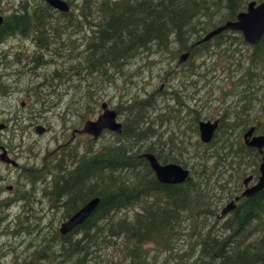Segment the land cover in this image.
Masks as SVG:
<instances>
[{"label":"trees","instance_id":"obj_1","mask_svg":"<svg viewBox=\"0 0 264 264\" xmlns=\"http://www.w3.org/2000/svg\"><path fill=\"white\" fill-rule=\"evenodd\" d=\"M250 1L262 0H81L75 15L53 11L41 2L19 0L16 10L3 15L0 46L14 32L18 39L34 34L37 56L32 60L33 70L47 65L53 68L43 76L42 90L54 92L66 85L69 90L57 101L66 102L67 114L73 111L72 101L79 103L74 111L82 123L97 108L95 92L111 82L109 73L123 75L122 68L138 53L179 55L189 51L186 64L199 58L202 63L190 64L182 78H203L207 70L199 74L197 69L219 57L217 47L242 45L240 34L225 31L189 47L221 23L234 20ZM77 33L85 34L79 52L72 41ZM238 53L237 79L231 83L232 90L224 93L233 98L238 86L237 97L241 95L242 100L230 104V112L224 110L206 146L197 143L194 152L182 155L184 143L177 141V147L170 141L171 133L169 142H161L150 97H132L123 106H115L122 117L120 134L109 133L111 138L97 146L99 138L92 140L81 153L74 145L61 146L45 154L39 166L24 171L30 189L18 184L15 198L26 205L36 193L38 181L42 182L38 190L42 200L54 214L60 210L62 218L92 198L100 201L65 236L47 226L19 253L15 264H264V190L240 198L233 210L220 216L221 207L239 197L242 180L258 176L261 155L244 146L240 136L250 127L264 136V35L256 45L243 52L238 49ZM14 58L20 60L21 56ZM58 58L63 62L59 66L55 65ZM4 59L1 54V65ZM196 118L200 119L197 115L191 119L194 124ZM144 153L153 154L160 164L187 169L188 180L159 183L140 158ZM183 156H191L189 163ZM28 230L19 233L15 229L14 235H28Z\"/></svg>","mask_w":264,"mask_h":264},{"label":"rangeland","instance_id":"obj_2","mask_svg":"<svg viewBox=\"0 0 264 264\" xmlns=\"http://www.w3.org/2000/svg\"><path fill=\"white\" fill-rule=\"evenodd\" d=\"M28 1L37 4L38 2L43 3V0ZM64 1L67 2V0ZM70 1L71 3L67 13L74 12L76 15V6L80 4L81 0ZM18 2L19 0H0V5L7 4L11 9V7L13 5L15 6ZM35 5L36 4H34L33 7ZM10 11L11 10L7 11L8 13L6 15L10 14ZM42 11L43 10H41V13ZM84 29L85 27H82V30ZM82 35L85 34H74L72 37V41H74L73 46L77 47L83 43ZM34 38V34H31L27 39L15 38L8 40L7 38L5 39V43L0 46V54H3L7 60H11L12 58L11 61L13 66L11 69H19L18 74L11 76L3 92H0V112H10V109L16 111L15 117L16 120H18V124L15 125V129H12L11 126L9 127L3 135V140L5 143L8 142L19 145L18 149L13 152V155L17 157L16 161L18 167H2L1 171L3 175L8 178L7 184L12 187H15V182H17L20 177L19 184H24L26 191L30 188L25 180V178L28 177L24 176L23 172L33 170L39 166L40 160L45 154L53 153L50 151L66 143L74 145L78 149V152L81 153L85 150V147L88 146L89 142L92 141L89 136L84 134L75 135L73 140L69 141L72 131L74 129H80L83 122L79 123L78 119L75 117L77 113L74 109L78 108L79 103L76 104L75 100L72 101L74 104H71L73 111L67 114L68 110L66 111L65 107L66 102L64 100L60 103L57 101V97L64 95L67 92L66 90H69L66 85L60 86V89L54 90V92H52L50 88H44L43 95L40 94L38 98L36 97L34 99L35 102L31 101L28 103L26 101V99L30 98L29 95L28 98H26L25 93L30 91L34 85L40 82L43 83V76L51 73L53 69L50 65H47L33 70L32 60L33 57L37 56L36 54L34 55V53H36ZM237 40L239 41V39ZM241 41L243 43L242 45L227 44L215 49L216 57H219L215 60L208 61L205 65H202V68L197 69V73L199 74L207 70L208 73L204 76L205 78L188 76L183 79L181 76V74H183L182 72H184L186 70L185 68L189 67L190 64L195 66L199 65L200 62L202 63V59L200 58V61L193 59L188 64H186L185 61L178 65L177 59L180 54L154 53L150 55L146 52L144 55H141L138 53L135 58L129 62V65L122 68L121 72L123 75L112 72L109 73L111 82L95 92L97 97V108L87 120H94L101 113L99 105L101 103H106L109 109L116 112V120L121 123L122 117L118 115L115 109L117 104L123 106V103L129 101L132 97H134L133 99H147L150 97L152 103L151 107L153 106V111L157 115L155 120L156 124L154 125L156 127L155 131L158 135L162 134V139H160V141L169 142V135L171 133L172 136L170 141L174 143L181 141V144L184 143L186 152H182V155H188V153L194 152L195 148L193 146L196 147L197 143H201L199 140L198 128L196 129V127H198L197 123L199 121L218 120L230 104L233 105L236 99L242 100L239 99L241 95L237 97V93L240 90L238 86H236L234 90L235 93L233 98L225 94L227 91L232 90L231 83H235L237 79L236 76L238 71H235V66H237V54L240 53H238V49L243 52L249 47L243 40ZM80 48L81 46H78L76 51L79 52ZM41 52L42 51L39 53ZM13 53L15 54L11 56ZM15 55H20V60L14 58ZM79 58L80 57L77 59ZM62 63V60L59 59V62H56L55 65L59 66ZM55 65L53 67H55ZM31 70L33 71L31 72ZM3 83H5V81H3ZM8 83L13 85V90L12 86H8ZM82 91H84L83 88ZM20 102L27 103L24 105L23 112H21V107L18 105ZM233 109H237L236 106ZM228 111L230 112V110ZM26 112L32 115L31 118L36 115L40 116L37 120L40 122V125L46 128L41 135H37L34 132V126H32L30 122L31 118L26 115ZM155 114L151 116L155 117ZM196 115L199 116L200 119L196 118V123L194 124V121L191 119ZM242 115L245 116L244 114ZM158 119L159 123L157 122ZM14 124H16V122H14ZM165 127V132H162ZM241 136L240 141L242 142ZM98 138L99 139L96 140V146L98 143L108 141L111 135L109 132L105 131ZM178 144L179 143L176 145L177 147L180 146ZM200 145L203 147L207 144L201 143ZM184 157L185 156H183V159H186L184 161L189 163L188 159H190L191 156L189 158ZM20 166H23L21 168L26 170H20ZM249 171L250 169L247 170V175ZM41 185L42 182L40 184L39 181L35 183V187L37 188L36 193L27 205L22 201H16L15 193L13 195L9 194L10 192H6L4 188H1L0 192L4 194L0 196V199L6 200L9 195H11V197H9L10 202L8 201L0 206V264L17 263L21 257L19 253L27 250L30 240L36 237L38 233L45 230L47 226L52 225L58 229L62 213L59 210V213L54 214L53 210L49 209L48 204L42 200L38 192ZM25 228L29 229L28 235L25 234L19 237L14 235L15 229L20 233V231ZM28 236L32 238H28Z\"/></svg>","mask_w":264,"mask_h":264},{"label":"water","instance_id":"obj_3","mask_svg":"<svg viewBox=\"0 0 264 264\" xmlns=\"http://www.w3.org/2000/svg\"><path fill=\"white\" fill-rule=\"evenodd\" d=\"M44 2L50 8L57 10L60 13H66L69 8L63 0H44ZM225 31L239 33L243 42L248 46L256 45L264 35V0L259 3L254 1L248 2L245 6V9L239 12L234 20L225 21L216 26L212 30L205 33L189 48L205 43ZM188 56L189 51L181 53L177 59V64L179 65L184 63ZM99 109L101 110V113L94 120L84 121L81 128L78 131H74V133L77 132L79 134L88 135L93 140H96L105 131L115 135L120 134L121 123L116 120V112L109 109L106 103H101L99 105ZM197 126L200 142L202 144H207L210 142L215 130L217 129L218 120H214L212 122L200 121L198 122ZM3 128L4 125L0 124V130ZM35 133L41 135L43 133V128L41 126L36 127ZM242 142L244 146L255 149L261 155L257 166L258 176L256 177L255 182L250 186L248 184L253 180L251 175L245 177L242 180L243 190L241 191L239 197L234 198L232 201H229L224 205L220 211L221 217H224L234 209L235 202L239 198L248 199L264 190V136L255 135L254 127H250L243 133ZM140 158L147 162L155 179L159 183L181 184L186 182L189 178L187 170L174 163L160 164L151 153L141 154ZM0 161L2 163L15 165L14 162L7 158L4 152L0 154ZM99 201V198H92L83 204L76 212L70 215L66 221L59 225L57 229L58 233L62 236H65L74 228L81 225L96 209Z\"/></svg>","mask_w":264,"mask_h":264},{"label":"flooded vegetation","instance_id":"obj_4","mask_svg":"<svg viewBox=\"0 0 264 264\" xmlns=\"http://www.w3.org/2000/svg\"><path fill=\"white\" fill-rule=\"evenodd\" d=\"M65 2V1H64ZM38 3H40V2H38ZM42 3V2H41ZM66 4H67V2H65ZM43 4H45V2H44V0H43ZM46 5V4H45ZM48 6V5H47ZM67 6L69 7V5L67 4ZM16 5L14 6H12L11 7V9L9 8V6H7V4H5V5H0V17H1V23H2V20H3V15H4V13L6 12V13H8L7 11H9V10H11L10 12L12 13V10H16ZM49 7V6H48ZM50 8V7H49ZM52 9V8H51ZM53 11H57V10H54V9H52ZM57 12H59V11H57ZM60 13V12H59ZM29 29H25V31H28ZM11 36H12V32H10L9 33ZM15 37H17V34H16V32H14V34H13V36L12 37H8V40H10V39H15ZM7 41V40H6ZM3 43H5V40L1 43V45L3 44ZM35 51H36V46H35ZM17 53V52H16ZM15 53H13V54H11V56H13ZM0 56H1V54H0ZM11 60H12V58H11ZM11 60H7V58H5L4 60H3V65H1L0 64V83H1V85L3 84V85H6L7 84V81H8V79H10V77L11 76H13V75H16V74H18V72H19V69H16V68H14L13 70L11 69L12 68V61ZM37 69H38V67H37ZM21 73V72H20ZM3 81H5V83H3ZM42 82H40V83H38V84H36V85H34L32 88H31V90L30 91H27V93H25L26 94V98H28V95H29V98L30 99H26V101L29 103V102H35L34 101V99L38 96H40V94L41 95H43V90H41V88H43L44 86L41 84ZM8 86H12V90H13V85H10L9 83H8ZM0 92H3V90L5 89V87H2L1 88V86H0ZM35 89V91L36 92H33V90ZM17 91V90H16ZM24 95V94H23ZM37 97V98H38ZM25 101V102H26ZM27 103H23V102H20L18 105L21 107V112H23V108H24V105H26ZM11 108H12V106H11ZM15 112L16 111H12L11 109H10V112L8 111H3V112H0V124H3L4 125V128L2 129V130H0V154L2 153V152H4L5 153V155L7 156V158L9 159V160H11L12 162H14L15 163V165H12V164H9V163H2L1 161H0V190H1V188H4L5 189V191L6 192H10L9 194H14L15 193V195L17 196V193H16V191H17V185L19 184V180H20V177L18 178V180H17V182H15V187H12L11 185H8L7 183H8V178L7 177H5L4 175H3V173H2V167H6V168H17L18 167V163H17V161H16V159H17V157H15V155H13V152L15 151V150H17L18 149V147H19V145H16V144H14V143H5V141L3 140V135L6 133V131L9 129V127L11 126V128L12 129H15V125H17L18 124V120H16V117H15ZM4 115H5V117H4ZM26 115H28V116H30V118H31V114L29 113V112H26ZM37 118H40V116H38V115H36V116H33L30 120V122H31V124H32V126H34V128H33V130H34V132H35V128L36 127H38V126H41L42 128H43V131H45L46 130V128L45 127H43L42 125H40L39 123L40 122H38V120H37ZM213 121V120H212ZM14 122H16V124H14ZM38 123V124H37ZM30 124V125H31ZM29 125V126H30ZM28 126V127H29ZM79 129H74L73 131H72V134H71V136H70V138H69V141H72L73 140V138H74V136L75 135H80L79 133H77V132H75L74 133V131H78ZM74 133V134H73ZM37 134V133H36ZM113 134V133H112ZM38 135V134H37ZM85 135V134H84ZM86 136H88V135H86ZM90 137V136H89ZM90 139L91 140H93L91 137H90ZM68 144H70V143H66V144H62V145H59V146H57V148H59V147H61V146H65V145H68ZM72 145V144H71ZM55 149V150H53V151H57L58 149ZM53 151H50V152H53ZM21 167H23V166H20L19 167V169L21 170ZM20 170H19V174H20ZM26 170V169H25ZM254 182H253V180H252V182H250L248 185L250 186V185H252ZM14 190H15V192H14ZM243 190V186L241 185V190H240V193H241V191ZM2 194H4V193H1L0 192V196L2 195ZM240 195V194H239ZM9 197H11V195H9L8 196V198H6V200L4 199H0V206H2V204H5V203H7L8 201L10 202V198ZM13 198V197H12ZM240 199V198H239ZM238 199V200H239ZM233 200V199H232ZM232 200H230V201H232ZM237 200V201H238ZM237 201L235 202V205H236V203H237ZM229 202V201H228ZM227 203V202H226ZM225 203V204H226ZM224 204V205H225ZM224 205L221 207V209L224 207ZM221 211V210H220ZM69 218V217H68ZM66 219L67 218H62L61 217V219H60V223H59V225L62 223V222H64V221H66ZM59 225H58V227H59Z\"/></svg>","mask_w":264,"mask_h":264},{"label":"bare ground","instance_id":"obj_5","mask_svg":"<svg viewBox=\"0 0 264 264\" xmlns=\"http://www.w3.org/2000/svg\"><path fill=\"white\" fill-rule=\"evenodd\" d=\"M64 1V0H63ZM57 12V11H56ZM210 122H212V121H210ZM123 127V126H122ZM216 131V130H215ZM122 132V131H121ZM215 133V132H214ZM112 134V133H111ZM214 135V134H213ZM211 141V140H210ZM208 144V143H207ZM181 167V166H180ZM182 168V167H181ZM185 170H187V169H185ZM188 171V170H187ZM188 176H189V172H188Z\"/></svg>","mask_w":264,"mask_h":264}]
</instances>
